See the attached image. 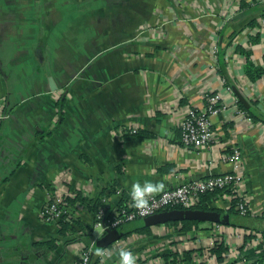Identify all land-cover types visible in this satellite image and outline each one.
<instances>
[{"label": "crops", "instance_id": "obj_1", "mask_svg": "<svg viewBox=\"0 0 264 264\" xmlns=\"http://www.w3.org/2000/svg\"><path fill=\"white\" fill-rule=\"evenodd\" d=\"M262 18L264 0H0V109L7 115L0 121V264H72L75 243L57 241L50 249L55 227L39 218L61 174L72 192L99 195L115 206L116 192L131 197L136 182L172 188L227 172L224 156L234 148L242 158L249 217L263 231ZM250 31L259 37L249 47L251 59L263 70L255 82L235 52ZM214 43L227 50L223 74L230 94L212 70ZM208 92L219 93L224 107L211 118L213 140L202 150L185 148L183 114L201 107ZM119 129L136 133L118 137ZM70 206L91 226L90 264H119L116 242L137 257L136 264H218L200 249L195 259L179 245L183 252L162 254L159 263L155 254L144 256L154 244L183 241L186 232L165 224L152 227L150 236L96 247L107 230L94 228L79 202ZM209 206L227 209L229 198L222 194ZM204 223L197 230L209 233L214 223ZM225 226L233 232L217 234L227 250L222 264L256 260L264 252V236L249 234L248 243L244 236L235 248L242 229ZM97 249L109 254L97 256Z\"/></svg>", "mask_w": 264, "mask_h": 264}, {"label": "built area", "instance_id": "obj_2", "mask_svg": "<svg viewBox=\"0 0 264 264\" xmlns=\"http://www.w3.org/2000/svg\"><path fill=\"white\" fill-rule=\"evenodd\" d=\"M259 23L261 26H264V18L260 19ZM250 34L251 31L248 33V35L244 34L242 38L245 37L247 39ZM236 42L242 44L241 36L238 35ZM217 51V46L214 43L210 52L211 58L213 60L212 70L214 72L216 69ZM220 82L222 84L223 91L230 94V86L225 84V80L223 78H220ZM202 98L203 103L201 107L194 106L187 108L179 124L180 141L182 143V146H184L185 148L202 150L209 146L214 137L211 118L215 115H218L224 109V107L221 106V96L219 93L208 92L204 94ZM237 113L246 121H250V118L246 116L245 112L237 111ZM6 118L7 115L1 108L0 121ZM125 132L135 134L136 130L119 129L115 132V135L118 137H122ZM224 161H226L227 165L229 166V171L202 179L182 182L175 187L166 188L163 192L150 199V212L148 215H141L140 212L132 206L133 202L131 197L128 200H125L122 206L118 208V210H116L114 212V215L110 218L105 219L106 208H100L96 214L94 228H101L102 230L113 229L125 222H131L136 219H143L172 207L182 210L195 209L201 195L212 193L217 190L229 191L230 194L227 195L229 198V204L232 199H235L237 200V209L239 213L241 215L249 214L250 206L245 189V179L243 175L242 158L240 156V153L237 151V149L234 148L231 152L224 156ZM65 178L66 176L64 174H61L57 178L56 182L53 184V188L51 189V195L48 201L44 204L43 208L39 212L40 220L45 224H48L55 228H57L61 221L69 222V220L77 218L73 213L70 204H68L66 200L67 198L73 197L76 192H72L71 190L66 188ZM116 195L121 196L119 192H116ZM199 231L200 230L193 229L190 232L185 233L183 241H180L182 243L175 242L176 240L171 239L170 241H164L160 244H154L153 248L149 249L148 247L145 251H143V253H147V255L155 254L153 256V262L159 263L162 254H180L181 252H183V249L178 247L179 245L184 247V250L188 249L189 251H191L195 259H198V250L200 249V251L203 252V257L213 260L214 256L211 255L210 250L218 244H223L217 234L221 232H224L225 234L233 232L232 228L216 223L210 226L209 233ZM249 234L253 236H256L257 234L258 236L256 237V239H259L261 237V232L259 231L256 233L244 229L239 230V241L236 242V245L234 247L237 248L238 246H240L243 237ZM194 243H196L197 246L189 248L186 247V244L190 246V244ZM91 244L92 243H90V245ZM224 245L225 244H223V246ZM74 246L76 247H74L75 253L74 261L72 262V264H90V249L85 248L84 244H82L81 242H76ZM114 246H116L113 247L114 250H117V248H122V244H119L118 242L114 243ZM103 251L105 253L104 256L109 254L108 249H103ZM263 256L264 252L259 257L261 258V262L259 264H264ZM256 260L247 261L245 259H242L238 262H232H235L237 264H249L253 263Z\"/></svg>", "mask_w": 264, "mask_h": 264}, {"label": "trees", "instance_id": "obj_3", "mask_svg": "<svg viewBox=\"0 0 264 264\" xmlns=\"http://www.w3.org/2000/svg\"><path fill=\"white\" fill-rule=\"evenodd\" d=\"M256 27L255 23L249 24V28L253 29ZM259 42L258 34L249 35L246 45L241 46L238 45L235 48V52L244 59L243 72L247 79L251 82L257 81L262 75L263 70L260 66L252 62L251 56L252 51L249 49L251 45L257 44ZM227 54V50L221 49L218 46V51L216 54V73L225 80V84L230 86L226 76L223 74L224 66L226 67L225 57ZM248 118L249 115L245 112ZM252 118V117H251ZM127 136V132L123 134ZM129 136V135H128ZM123 137V136H122ZM111 193H114V189L105 194V197H108ZM104 193H101L102 195ZM222 194L229 195L230 192L227 190H217L212 193H206L200 196V200L196 205L195 209L202 210L205 212H209L211 221L216 224H226L231 227H237L244 230L249 231H258V226L255 225L257 223L256 220L252 221V218L247 215H241L237 209V200L232 199L229 207L227 209H220L216 207H210L209 202L212 198H216L217 196H221ZM130 197L126 195H121L119 201L115 206H110L104 197H100L99 195L94 198H85L80 195V193L76 192L73 197L67 198L68 204H73L75 202H79L83 205V207L91 214L92 222H95L96 214L100 208H106L105 219L110 218L114 215V212L118 210L123 204L125 200H128ZM175 208H167V210H172ZM202 222L197 221H182V222H171L165 225L179 227L178 232H190L192 229H199ZM91 226L86 225L78 218H74L68 221H61L57 228H55L54 237L49 240L46 244L50 249L55 248V243L57 241H63L64 244H73L76 242H81L84 244V247L87 248L86 244H88L89 234ZM152 227H145L143 225L142 219H136L131 222H125L119 225L116 228L108 229V230H116L120 235L121 239H127L131 235L136 234L138 236H150ZM261 235L264 236V230L259 231ZM245 243L252 241V237L249 235H245L244 238ZM226 248L223 244H218L214 246L213 249L210 250L212 256H214L216 263L220 264L223 260V257L226 254ZM264 258V256H263ZM261 262V258L249 264H259ZM170 263H175V260L172 259ZM229 264H237L235 262H230Z\"/></svg>", "mask_w": 264, "mask_h": 264}, {"label": "water", "instance_id": "obj_4", "mask_svg": "<svg viewBox=\"0 0 264 264\" xmlns=\"http://www.w3.org/2000/svg\"><path fill=\"white\" fill-rule=\"evenodd\" d=\"M182 221H197V222H210V214L209 212H205L198 209H172V210H164L162 212H158L152 216L146 217L142 219L143 225L145 227H154L158 225H163L171 222H182ZM218 224V223H217ZM221 224V223H220ZM221 225H226L222 223ZM121 239V235L116 230H107V236L105 239L100 240L95 245L96 247H100L103 245H107L111 243L113 240ZM90 242V238L88 239V243Z\"/></svg>", "mask_w": 264, "mask_h": 264}, {"label": "clouds", "instance_id": "obj_5", "mask_svg": "<svg viewBox=\"0 0 264 264\" xmlns=\"http://www.w3.org/2000/svg\"><path fill=\"white\" fill-rule=\"evenodd\" d=\"M166 185L160 182L145 181L143 184L133 183L130 191L132 206L136 208L141 215H148L150 212V199L163 192ZM97 256H104L102 249H97ZM119 264H136L137 257L130 251L124 248L119 249Z\"/></svg>", "mask_w": 264, "mask_h": 264}, {"label": "rangeland", "instance_id": "obj_6", "mask_svg": "<svg viewBox=\"0 0 264 264\" xmlns=\"http://www.w3.org/2000/svg\"><path fill=\"white\" fill-rule=\"evenodd\" d=\"M203 224H207V223H203ZM147 255V253H145V255L144 256H146Z\"/></svg>", "mask_w": 264, "mask_h": 264}]
</instances>
